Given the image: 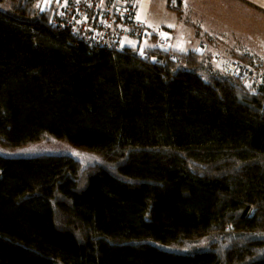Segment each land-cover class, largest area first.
<instances>
[{"label":"trees","instance_id":"obj_1","mask_svg":"<svg viewBox=\"0 0 264 264\" xmlns=\"http://www.w3.org/2000/svg\"><path fill=\"white\" fill-rule=\"evenodd\" d=\"M37 1L0 0V264H264V85Z\"/></svg>","mask_w":264,"mask_h":264},{"label":"rangeland","instance_id":"obj_2","mask_svg":"<svg viewBox=\"0 0 264 264\" xmlns=\"http://www.w3.org/2000/svg\"><path fill=\"white\" fill-rule=\"evenodd\" d=\"M66 2V0H38L35 4V11L46 9L52 11V9L55 10L54 5H59L60 9L61 5ZM216 2L217 5L207 7L202 13L194 12L193 9L189 11L188 7H186L183 15L177 11L170 10L167 5L165 7L166 12H163V9L158 12L160 23L155 28L157 29L162 24H165L168 27L170 26L169 28L175 29L176 36L168 39L165 45H159L156 39H152L150 43L145 40L137 42L131 39L129 43L131 46H139L142 51L147 47H161L163 49H173L174 52L182 54L201 48V40L205 39L207 32L212 29L217 34L215 39L222 52L223 67L227 68L231 64V60L240 54L251 55L257 60L255 62L258 67H255L264 75V41L255 37L258 33L264 38V19L254 17L252 14L245 15L240 12V10L244 9L241 6L228 5L227 2L224 4L223 0H217ZM228 36L234 37L227 38ZM235 48H241L243 52L248 51L249 53L236 52L235 50L237 49ZM227 49L232 51L227 52ZM258 59H261V61H258ZM248 81L254 87L251 93H258L261 85H258L256 81ZM255 89L257 90L256 93L253 92Z\"/></svg>","mask_w":264,"mask_h":264},{"label":"built area","instance_id":"obj_3","mask_svg":"<svg viewBox=\"0 0 264 264\" xmlns=\"http://www.w3.org/2000/svg\"><path fill=\"white\" fill-rule=\"evenodd\" d=\"M100 0H73L61 5L52 19V24L60 30H69L78 39L91 48L125 46L130 38L138 41L146 38L147 33L136 17L135 8L118 12L122 21L115 23L112 13H107L99 18ZM170 10L180 12L182 7L178 0H168ZM118 24V25H116ZM129 26H135L132 33L128 31ZM159 45H165L170 37L176 32L168 28H158L153 32ZM205 47V43L202 44ZM157 63H165L163 57L156 58ZM231 70L239 79L256 81L258 85H264V75L246 60L236 57L231 60ZM256 89L253 90L256 93Z\"/></svg>","mask_w":264,"mask_h":264},{"label":"crops","instance_id":"obj_4","mask_svg":"<svg viewBox=\"0 0 264 264\" xmlns=\"http://www.w3.org/2000/svg\"><path fill=\"white\" fill-rule=\"evenodd\" d=\"M178 1L182 7V13H179V14H182V15L185 13L186 7H188L189 11H190V9L191 10L193 9L194 12L202 13L204 11V9H206L207 7L217 5V2H216L217 0H208V1H206V0H178ZM223 1H224V4H225V2H227L228 5H237V6L243 7L244 9L240 10V12H243L245 15L252 14L254 17H259L260 19H264V0H223ZM120 5H122V4L120 3ZM167 5H168V0H138L135 7L127 6V5H125V2H124L125 7L118 6V7H120V9L116 11V14L118 12H123V11H127L131 8H135L137 20L139 21V23L142 24L143 28L145 29V31L147 33L146 38L143 40L150 43V41L153 39L152 34L156 30L155 27L158 26L160 23L159 18H158V12H160L162 9H163L162 10L163 12H166L165 7ZM161 27L172 29L175 31V29L169 28L170 26L168 27L165 24H162ZM161 27H158V28H161ZM174 37H170V38H174ZM233 37L234 36H228L227 38H233ZM255 37L261 38V40L264 41V38H262V36L258 33L255 35ZM215 38H217V34L214 33L212 31V29H210L207 32V37L205 39H202L200 42L201 48L191 50V51H205V52H208L210 55L215 56L214 60H215L216 67H217L218 71L220 73L231 74V72H232L231 64H229V66H227V68L222 66V64H223L222 63L223 60H221L222 52H221V49L218 47V43H216ZM131 39H134V38H131ZM131 39H129V41ZM134 40L137 42H141V41H138L136 39H134ZM261 40H260V42H261ZM129 41H128V45H130ZM203 43H205L204 48L202 47ZM235 49H237V50H235L236 52H240V53L245 52V51L243 52L242 51L243 49L241 50V48H235ZM166 50L174 51L173 49H166ZM226 51L229 52L232 50L227 49ZM189 52H187V53H189ZM245 53H249V52L247 51ZM182 54H185V53H182Z\"/></svg>","mask_w":264,"mask_h":264}]
</instances>
